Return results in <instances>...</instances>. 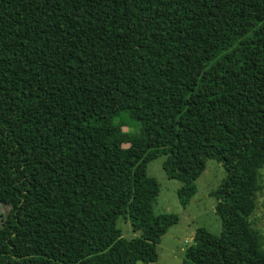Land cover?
I'll list each match as a JSON object with an SVG mask.
<instances>
[{
  "label": "trees",
  "instance_id": "obj_1",
  "mask_svg": "<svg viewBox=\"0 0 264 264\" xmlns=\"http://www.w3.org/2000/svg\"><path fill=\"white\" fill-rule=\"evenodd\" d=\"M160 156L226 172L184 264H264V0H0V264H159Z\"/></svg>",
  "mask_w": 264,
  "mask_h": 264
},
{
  "label": "rangeland",
  "instance_id": "obj_2",
  "mask_svg": "<svg viewBox=\"0 0 264 264\" xmlns=\"http://www.w3.org/2000/svg\"><path fill=\"white\" fill-rule=\"evenodd\" d=\"M165 159L166 157L160 156L152 161L147 169L148 176L154 178L160 187L154 212L156 215H177L179 223L168 230L162 237L161 244L158 245L159 264H184L185 251L193 244L198 229L205 228L216 236L222 233V222L215 212L217 202L211 193L220 187L226 178V172L221 163L208 160L204 173L196 181L197 193L192 198L189 207L184 208L178 198V191L183 184L166 175L163 167ZM262 173L264 182V169ZM8 212L9 207L0 204V227L7 218ZM251 219L254 227L264 235V189ZM118 227L126 239L130 240L140 236V233L133 232L130 222L124 218L119 219ZM138 264L144 263L139 262Z\"/></svg>",
  "mask_w": 264,
  "mask_h": 264
}]
</instances>
